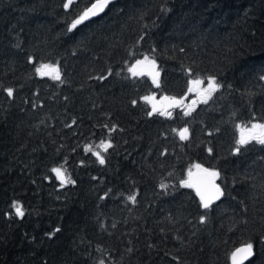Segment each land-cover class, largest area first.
<instances>
[{
  "label": "trees",
  "instance_id": "obj_1",
  "mask_svg": "<svg viewBox=\"0 0 264 264\" xmlns=\"http://www.w3.org/2000/svg\"><path fill=\"white\" fill-rule=\"evenodd\" d=\"M67 1L0 0V264H233L244 243L264 264V145L238 143L264 123V0H112L74 29L89 4ZM195 163L218 173L209 209Z\"/></svg>",
  "mask_w": 264,
  "mask_h": 264
},
{
  "label": "snow or ice",
  "instance_id": "obj_2",
  "mask_svg": "<svg viewBox=\"0 0 264 264\" xmlns=\"http://www.w3.org/2000/svg\"><path fill=\"white\" fill-rule=\"evenodd\" d=\"M112 2V0H95V2H93V0H88V4L90 5L85 7L84 10H82V14H78V18L75 19L72 23V28H76L77 25L84 23L85 21L91 19L92 17H95L97 15H99V13L103 12L104 9ZM73 4V0H68L67 3L64 4L65 8H69L70 5ZM145 61H147V57H145ZM142 61H137V65L142 64ZM154 65V61L151 62ZM45 67H51L52 68V72L55 73V75H53V79L56 80H60V75L58 70L53 67V66H45ZM39 71V69H38ZM138 74H142V73H137L136 71L133 70V75H138ZM62 82V81H61ZM153 82L157 83L155 77L153 78ZM193 83L199 84L202 83V81H193ZM221 86L216 82L215 78H209L208 80V88L206 89L208 95L207 97L204 98V102L207 103V99L210 98L212 92L216 91L218 88H220ZM189 91H191V89H189ZM8 95L12 96L13 95V89L9 88L7 89ZM147 99V98H145ZM136 101H133V104H135ZM157 111V109L155 107H153V112ZM164 114V113H161ZM186 115L188 113H185ZM149 115H151V113H149ZM167 115H171V113H167ZM115 130V129H112ZM187 129H184L181 133H180V138L181 139H186V133H187ZM247 135H245L243 132L241 134V138L238 141L239 144L243 145V144H247L250 140H255L258 143L264 145V123H260V124H252L250 129H247ZM112 145L111 143H107L105 144L104 141H101L100 147H103L105 151H107L108 148H110ZM89 151H91V147H89L88 149ZM211 151V150H209ZM237 151H239V148L237 149ZM94 155L97 156V158L99 159L100 163L103 164L104 163V159L103 157L100 155L99 152H94ZM200 166L197 165V168H199ZM53 171L57 172L59 174V169H53ZM203 172H205L207 174L208 177L212 178L209 181H207V184L210 185V194H206V191H202L201 188L197 187V195L200 196L201 199V204L203 206V208L205 209H209L210 205L212 203L213 200L219 199V197L221 195H223V193L220 190L219 185H216L214 183V178L218 175L217 172L214 171H209L208 169H202ZM65 182H71V181H66L64 179H62V183ZM186 186L192 187L193 185H191L189 182H184ZM161 187H165V185H161ZM136 197L135 196H130L129 200L135 202ZM13 208L15 209V214L18 217H23L24 215V211L22 209V206L19 203H14L13 204ZM205 217H201V222H204ZM57 231H59V229H57ZM254 255L253 252V245L251 243H248L246 247L244 248H239L237 249L234 253H232V262L233 264H243V261L245 259H248L250 257H252ZM100 264H103V261L100 262Z\"/></svg>",
  "mask_w": 264,
  "mask_h": 264
},
{
  "label": "rangeland",
  "instance_id": "obj_3",
  "mask_svg": "<svg viewBox=\"0 0 264 264\" xmlns=\"http://www.w3.org/2000/svg\"><path fill=\"white\" fill-rule=\"evenodd\" d=\"M142 65H146V68H148L150 66V61L149 59H147L146 63H142ZM45 66H53L55 67L59 74H60V68L58 67V65L56 64H46V65H43L40 67V71H44L45 70ZM47 68H50L51 72H52V68L51 67H47ZM208 88V82H204V83H199V84H195L194 85V88L192 90V94H193V97L197 99H202L203 97H207L208 93L206 91V89ZM148 100H150L151 102H159V109L161 110H166L168 108H170L171 106V101L170 102H167L166 101V97L165 96H157L155 94H151L149 95L148 97ZM195 100V99H194ZM189 101L188 103V106H193L195 105V101ZM262 122H254V123H251L249 125L247 124H241L240 125V134H242V132L247 135V129H250L252 124H260ZM101 141H104L105 144L107 143H110L109 140L107 139H104V140H99V141H96L94 143H91V144H88L87 147H91V149L94 151V152H99L100 155L103 157V152H104V148L103 147H100V144H101ZM197 165H199L200 167L199 168H203V166L201 164H198V163H195L192 167V172L191 174L198 170L199 168H197ZM54 169H59V174L57 172H55L56 176L62 181V179L66 180V170L64 168V166H57L55 167ZM190 174V175H191Z\"/></svg>",
  "mask_w": 264,
  "mask_h": 264
},
{
  "label": "water",
  "instance_id": "obj_4",
  "mask_svg": "<svg viewBox=\"0 0 264 264\" xmlns=\"http://www.w3.org/2000/svg\"><path fill=\"white\" fill-rule=\"evenodd\" d=\"M93 2H95V1H93ZM89 7H90V5H89ZM104 10H105V9H104ZM101 13H102V12H101ZM99 14H100V13H99ZM92 18H93V17H92ZM92 18H91V19H92ZM202 169H208L209 171H212V170L209 169V168H200V169L196 170V171L192 174V176H191V177H192V178H191V183L193 184L196 193H197V187H199V188H201L202 191H206V189H207L206 194H210V185L207 184V181H209V180L212 179V178L208 177L207 174H206L205 172L202 171ZM214 183H215L216 185H219L220 190L222 189L221 184H220V182L218 181V177H217V176L214 178ZM198 196H199V195H198ZM199 198H200V196H199ZM217 200H218V199L213 200L212 203H211V205H212L214 202H216ZM211 205H210V206H211ZM247 244H248V243H244V244L238 246V247L234 250V252H235L237 249H239V248H244V247H246ZM234 252H233V253H234ZM253 252H254V248H253ZM250 258H251V257H250ZM248 259H249V258H248ZM248 259H245V260L243 261V263L246 262Z\"/></svg>",
  "mask_w": 264,
  "mask_h": 264
}]
</instances>
